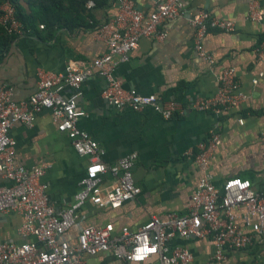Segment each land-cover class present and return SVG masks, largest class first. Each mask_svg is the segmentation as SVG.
Instances as JSON below:
<instances>
[{
	"label": "crops",
	"instance_id": "0c3cea01",
	"mask_svg": "<svg viewBox=\"0 0 264 264\" xmlns=\"http://www.w3.org/2000/svg\"><path fill=\"white\" fill-rule=\"evenodd\" d=\"M131 1L148 15L159 0ZM183 1L184 15L159 26L162 38H142L129 60L116 68L124 89L154 95L163 103H179L181 110L172 118L164 119L151 108L133 112L110 105L102 96L105 81L97 72L81 84L77 105L85 116L79 119L78 127L104 150L102 161L107 165L137 154L132 177L141 191L118 208H100L87 201L78 211L74 226L63 236L71 247L76 246L77 236L85 227L111 224L117 235L122 227L137 230L151 216L162 219L168 214H186L201 177L188 152H195L197 145L213 134L221 141L209 166L214 184L219 187L224 180L238 177L248 180L254 191L264 193V20L248 19L250 6L264 11V0ZM20 4L28 13L26 3ZM116 9L115 0H107L91 13L101 25ZM199 11L234 24L232 32L210 31L203 38L202 45L214 58L213 64L199 58L195 50L190 20ZM105 51V44L90 28L24 34L15 38L0 61V88H10L14 102L24 101L36 90L37 70L62 74L69 65L89 66ZM228 67L235 69L245 102L220 114L192 110L190 104L196 98L211 99L216 94L218 75ZM10 136L15 142V163L28 170H44L40 182L48 203L56 211L69 207L89 160L78 155L67 136L57 131L51 113H38L32 127L14 124ZM113 181L105 175L102 186ZM8 185L10 182L0 176V187ZM21 224L22 217L16 213L0 214V243L33 241L18 233ZM168 246L188 249L192 254L189 264H264V235L257 236L246 250L228 251L220 262L213 259L215 249L209 237H175ZM82 260L86 264H127L111 253L83 254Z\"/></svg>",
	"mask_w": 264,
	"mask_h": 264
},
{
	"label": "built area",
	"instance_id": "2783aa9c",
	"mask_svg": "<svg viewBox=\"0 0 264 264\" xmlns=\"http://www.w3.org/2000/svg\"><path fill=\"white\" fill-rule=\"evenodd\" d=\"M115 2L116 13L94 30L105 44L106 51L92 64L82 68L69 65L62 74L37 70L36 90L24 101L14 102L11 89L0 88V176L10 182L8 186L0 187V214L20 215L22 224L18 233L25 238H33V241L21 244L1 242L0 264H86L82 260L83 254L94 256L99 253H111L127 264L150 260H153L152 264H189L192 254L188 249L169 248V241L175 237L211 238L215 249L213 259L220 262L228 251L246 250L253 246L257 236L264 235V193L254 191L248 180L238 177L224 180L219 187L214 184L209 166L221 141L217 134H213L199 143L195 152H188L201 171V177L186 214H168L162 219L151 216L137 230L122 227L117 235H114L111 224L102 228L85 227L79 232L73 247L63 239L87 201L100 208H118L134 200L141 191L132 177L137 154L131 153L107 165L102 161L104 150L78 127L79 119L85 116L77 105L83 81L92 72H97L105 81L103 98L117 109L141 112L151 108L164 119L172 118L181 110L179 103H163L154 95L144 96L135 90L124 89L116 76V68L129 60L142 38L161 39L163 34L158 32L159 26L182 17L184 1L159 0L148 15L138 11L131 0ZM94 6L93 1L86 4L88 9ZM248 19L260 23L264 20V11L250 6ZM190 23L194 28L198 57L213 64L214 58L205 52L202 40L210 31L232 32L233 22L199 11ZM0 27L15 37L29 33L17 20L14 8L2 1ZM43 28L39 25V29ZM66 89L68 93H65ZM245 100L235 69L228 67L218 75L216 94L211 99L196 98L190 108L220 114L239 108ZM43 110L51 113L57 131L67 136L74 151L89 160L73 203L60 211L48 203L45 188L40 182L44 170H28L14 160L15 142L10 130L16 123L32 127L36 115ZM239 123L243 124L242 119ZM105 175L114 179L107 187L102 186Z\"/></svg>",
	"mask_w": 264,
	"mask_h": 264
},
{
	"label": "trees",
	"instance_id": "16d2710c",
	"mask_svg": "<svg viewBox=\"0 0 264 264\" xmlns=\"http://www.w3.org/2000/svg\"><path fill=\"white\" fill-rule=\"evenodd\" d=\"M11 5L15 10V16L29 33L41 31L47 34L53 32V28L77 29L90 28L93 31L100 25L96 24L91 9L86 7L88 1L94 2V7L103 6L107 0H0ZM24 1L28 13L20 4ZM93 7V8H94ZM43 25V29H39ZM14 35L8 34L0 27V61L15 40Z\"/></svg>",
	"mask_w": 264,
	"mask_h": 264
}]
</instances>
